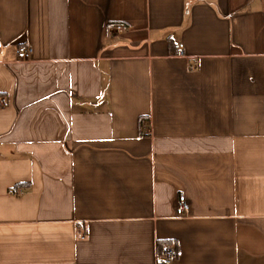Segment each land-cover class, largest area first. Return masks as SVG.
<instances>
[{"label":"crops","instance_id":"crops-1","mask_svg":"<svg viewBox=\"0 0 264 264\" xmlns=\"http://www.w3.org/2000/svg\"><path fill=\"white\" fill-rule=\"evenodd\" d=\"M0 95V264H264V0H0Z\"/></svg>","mask_w":264,"mask_h":264},{"label":"built area","instance_id":"built-area-1","mask_svg":"<svg viewBox=\"0 0 264 264\" xmlns=\"http://www.w3.org/2000/svg\"><path fill=\"white\" fill-rule=\"evenodd\" d=\"M115 30L119 33L124 32L127 27L125 25H116ZM32 48L29 44L25 43L18 47L16 50L17 58L19 60H28L31 56ZM8 104V98L5 95H0V107H5ZM190 205L185 195L181 194L177 205V214L185 215L189 212ZM178 258V251L174 245H167L157 255L159 263H172Z\"/></svg>","mask_w":264,"mask_h":264}]
</instances>
